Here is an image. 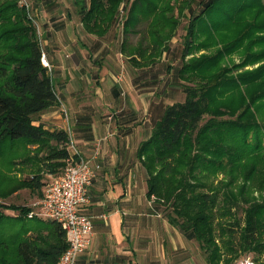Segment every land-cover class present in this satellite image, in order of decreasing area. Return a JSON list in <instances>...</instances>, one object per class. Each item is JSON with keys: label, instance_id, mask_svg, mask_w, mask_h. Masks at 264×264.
Here are the masks:
<instances>
[{"label": "trees", "instance_id": "1", "mask_svg": "<svg viewBox=\"0 0 264 264\" xmlns=\"http://www.w3.org/2000/svg\"><path fill=\"white\" fill-rule=\"evenodd\" d=\"M84 1L80 6L82 27L97 36L105 35L116 23L118 7L125 3L87 0L86 7ZM17 2L0 0V159L11 145H26L27 155L21 162L33 174L17 180L0 170L3 200L21 190L41 198L44 174L60 176L69 158L66 131L50 132L33 125L38 115L57 106L58 101L51 71L41 64L37 30ZM172 2L177 0H133L124 27H135L140 19L148 21L152 48L158 50L166 43V51L177 25L171 16ZM201 6L189 21L186 39L194 37L196 30L210 35L235 23L239 24L234 32L238 35L221 39V48L214 55L182 65L179 75L185 72L190 74L187 80L203 83L184 87L185 100L166 106L150 137L139 144L137 156L147 174L146 196L163 208L171 226L196 242L206 264H233L247 254L254 255L251 260L257 264L264 252V203L256 202L250 192H264V121H257L264 109V66L229 79L225 76L231 71L220 72V64L246 40L248 49L264 46V19L259 18L264 5L261 0H206ZM249 15L253 18L245 22ZM122 48L123 42L124 52ZM131 56L136 58L134 53ZM181 57H185L183 50ZM263 57L264 52L249 62ZM213 91L235 93L232 106L214 111ZM237 112L234 119L214 120ZM205 113L212 119L201 125ZM8 164L14 165L12 158ZM224 173L227 182L215 180ZM238 179L244 184L235 194L231 187ZM241 204L246 207L238 220L231 210ZM0 210L17 212L11 217L0 211V264H56L67 247L58 223L27 218L30 206L2 203ZM28 220L35 223L31 228Z\"/></svg>", "mask_w": 264, "mask_h": 264}, {"label": "crops", "instance_id": "2", "mask_svg": "<svg viewBox=\"0 0 264 264\" xmlns=\"http://www.w3.org/2000/svg\"><path fill=\"white\" fill-rule=\"evenodd\" d=\"M27 1L58 101L33 125L69 132L80 156L99 165L88 188L89 202L79 209L92 221V242L76 264H206L196 242L171 226L163 208L146 196L147 174L137 148L150 137L162 111L157 96L144 95L125 76L123 81L117 65L112 72L105 35L90 34L83 27L84 32L79 31V0ZM89 41L92 46H87ZM90 61H99L96 69L89 67ZM92 72L95 80L89 81ZM153 104L156 114L147 119ZM95 149L98 157L92 160ZM36 198L29 192L27 201L32 205ZM28 221L31 228L35 223Z\"/></svg>", "mask_w": 264, "mask_h": 264}, {"label": "rangeland", "instance_id": "3", "mask_svg": "<svg viewBox=\"0 0 264 264\" xmlns=\"http://www.w3.org/2000/svg\"><path fill=\"white\" fill-rule=\"evenodd\" d=\"M26 4H28V1ZM206 0H177V2H172L173 12L171 16L177 20V25L175 27V34L171 38L168 43L167 50L165 51V47H159L158 50H154L152 48L153 44L150 40V27H147L148 21L139 20V23L135 27H129L128 29L124 27L125 21L129 16V11L131 9V5L133 0H124V4L119 5L116 15V23L108 29L105 34V49L110 55L106 61H111L113 66L112 72H116L115 65L117 68L121 70L122 76L120 78L124 81V76L128 82H135L137 85V89H139L144 95L154 93L157 101H159V105L162 108L160 112L158 120L164 114L165 108L168 105H172L174 103L183 102L185 100V95L183 93L184 87L188 88H196L198 85L202 84L201 80H187L190 77V74L183 73L179 75V71L183 64H194L198 60H202L206 56H212L221 48V39L231 38V36L235 32V28L239 26L238 23L232 24L231 26H226V28L220 31H217L215 34H210L205 32L201 33L200 30H196L194 32V37H190L186 39V28L189 25V21L195 17L202 9L201 2H205ZM80 6L83 3V0H79ZM88 4V1H86ZM261 3L264 5V0H261ZM18 7H22L26 10L25 6H22L23 3L21 0L17 2ZM28 13V12H27ZM136 13V12H135ZM255 13H251L250 15L254 16ZM134 15V14H132ZM246 16L245 22H250L253 18L252 16ZM260 19H264V14H260ZM238 24V25H237ZM35 28H37L34 22ZM79 31L82 33L84 30L82 26L78 25ZM38 29V28H37ZM36 29V30H37ZM127 30V32H126ZM262 34V33H261ZM259 34V35H261ZM84 35V34H83ZM236 35V33L234 34ZM233 35V36H234ZM238 35V34H237ZM236 35V36H237ZM264 35V34H263ZM234 36V38H236ZM222 37V38H221ZM97 39V38H95ZM95 41V40H94ZM124 43V52L123 56H119L120 43ZM202 44H209L211 47H202ZM248 40L244 41L242 48L235 53L231 54L220 64L221 71L229 70L230 73L225 76L229 79L236 76H246L258 69L263 68L264 66V57L260 58L258 61L249 62L253 56L261 54L264 52V46L255 45L252 48H247ZM87 46H92V42L89 41ZM108 47V48H107ZM187 47V49H186ZM43 48V45L41 46ZM184 48V49H183ZM182 50L184 51L185 57L182 59L181 54ZM122 51V50H121ZM132 51V52H131ZM135 54L136 58H132L131 54ZM125 57H128L126 59ZM247 62H244L247 59ZM97 59V58H96ZM101 61V60H100ZM97 62H89V67H93V69L97 68ZM88 66H85L86 71L89 70ZM176 70V72L174 71ZM131 71V72H130ZM211 72V71H210ZM213 72V71H212ZM211 72V73H212ZM175 73H177L175 75ZM214 73V72H213ZM92 73L88 74L87 80L92 81L95 80L92 77ZM94 75V74H93ZM121 80V82H122ZM118 81L119 78H118ZM139 91V92H140ZM236 94L234 93H226L220 94L217 91H213L211 96L212 104L214 105V109L223 110L224 107L232 106L231 104L234 102ZM156 102V101H155ZM154 104L147 109V113L145 118L149 119L156 114V109L154 108ZM215 111V110H214ZM150 115V116H149ZM238 115V112L235 113L233 117L223 116L216 118V121H224L234 119L235 116ZM212 119L210 113L203 114L201 125H204L208 120ZM258 123H262L264 121V109L257 117ZM20 142V141H16ZM7 147V146H6ZM30 150L32 148H29ZM5 158L0 159V170L6 173L8 176H11L17 180L27 179L30 175H32V171L27 169V164H23L21 160L24 155H27V146L25 145H11L9 149H6ZM13 153H17L19 156L15 157ZM14 157V158H13ZM7 158V159H6ZM14 162V165H9V160ZM225 180L228 181L229 177L224 173V175L219 174L215 180ZM50 180L48 178H44L42 183L43 186H46ZM225 182V183H226ZM244 182L241 179H238L235 182V185L231 187V190L238 194L241 186ZM246 184V183H245ZM44 190L42 189V197L38 198L39 200L44 196ZM250 197H252L258 203H264V192H250ZM16 194V195H15ZM10 196L8 199H1L0 204H11L17 206H32L30 205V201H27L29 192L27 190H21L17 193ZM36 198V200H38ZM29 200V199H28ZM36 200L34 202H36ZM151 200H154L151 198ZM246 207L245 204H241L235 209L231 210L234 213V217L236 219H241L243 216V208ZM35 209V208H34ZM36 210V209H35ZM5 215H17V212H13L10 210H0ZM234 220V219H233ZM232 221V220H230ZM216 225L217 220H216ZM218 229V227H216ZM217 231V230H216ZM218 231L215 233L218 235ZM220 240V238H219ZM225 240V239H224ZM198 248V245H197ZM202 254V253H201ZM200 254V255H201ZM225 255V254H224ZM235 255V254H234ZM233 255V256H234ZM254 255H240L238 260H235L233 264H241L246 259H251ZM202 257V256H201ZM229 257V254H226L224 258ZM236 258V257H235ZM234 258V259H235ZM257 264H264V252L258 257Z\"/></svg>", "mask_w": 264, "mask_h": 264}, {"label": "built area", "instance_id": "4", "mask_svg": "<svg viewBox=\"0 0 264 264\" xmlns=\"http://www.w3.org/2000/svg\"><path fill=\"white\" fill-rule=\"evenodd\" d=\"M22 6L27 8L29 5L25 0H21ZM29 18H33L29 14ZM41 64L50 70V65L42 53ZM67 151L69 158L58 177L52 178L45 186L42 199L34 202L31 212L27 218L38 217L43 220L58 223L64 232L67 247L58 258L56 264H76L77 257L87 250L92 242L93 225L89 217L79 213V209L89 202L88 188L91 186L95 177V171L99 165H91L90 160L80 156L75 149L70 138L69 132ZM98 157V149H95L92 160ZM36 210H35V209ZM241 264H256L251 259L244 260Z\"/></svg>", "mask_w": 264, "mask_h": 264}]
</instances>
